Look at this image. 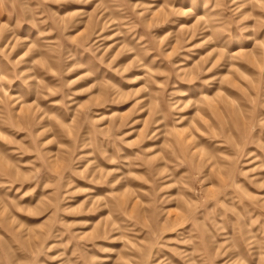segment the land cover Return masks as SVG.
Segmentation results:
<instances>
[{"label": "rangeland", "instance_id": "obj_1", "mask_svg": "<svg viewBox=\"0 0 264 264\" xmlns=\"http://www.w3.org/2000/svg\"><path fill=\"white\" fill-rule=\"evenodd\" d=\"M0 264H264V0H0Z\"/></svg>", "mask_w": 264, "mask_h": 264}]
</instances>
